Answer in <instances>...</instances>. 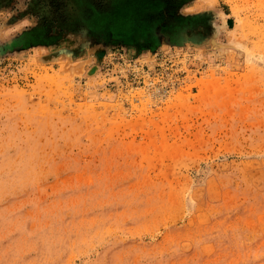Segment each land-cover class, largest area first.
<instances>
[{"label":"rangeland","instance_id":"obj_1","mask_svg":"<svg viewBox=\"0 0 264 264\" xmlns=\"http://www.w3.org/2000/svg\"><path fill=\"white\" fill-rule=\"evenodd\" d=\"M162 5L149 51L0 0V264H264V0Z\"/></svg>","mask_w":264,"mask_h":264},{"label":"bare ground","instance_id":"obj_2","mask_svg":"<svg viewBox=\"0 0 264 264\" xmlns=\"http://www.w3.org/2000/svg\"><path fill=\"white\" fill-rule=\"evenodd\" d=\"M161 7H163L162 3L160 1H157V0H113V2L108 1L107 2V9L105 11L99 13V15H97V16H94V18H91V19L86 21L87 25L85 26V30L93 33L92 34L93 37H91V39H90L92 41H95V40L100 41V38H98L97 36L103 35L105 38H107L106 40H108V41L109 40L112 41V39H113V40L118 41L119 43H123V44L128 41L129 45L134 42L135 48L138 45H140V46L145 45V46H147V49H149V51H153V49H154L153 47L156 44L160 43L162 40H164L168 44H172L175 42L177 44H179V43H182L184 41L183 38L188 39V38H186L187 37L186 36L187 31H184L183 30L184 28H182L183 26H185V24L183 22H179L178 23L179 26L174 24V23L171 24L170 20L169 21L167 20V22L165 23L164 26L160 25L161 24L160 21H159V23L158 22L149 23L153 12L155 11V13H156L157 9L161 8ZM193 17H198V16H195V15L188 16V21H190L189 22L190 24H192L194 22V20H192ZM127 19L128 20L129 19H132V20L135 19L137 21V23L139 25L138 30H140L142 32L143 36H141V38L143 40H148L145 37V36H147V37H152V39H154L155 42L153 41L154 43H151L148 45L149 42L148 43H142L140 41L141 38H139L137 40V39H135L136 37L134 35L131 36V35L127 34L128 32L127 33H120V32L113 30V29H112V32L108 35V33L100 31L99 27H97L98 25H103V27H107L108 25H112L115 22L120 23V22H123ZM212 28H213L212 33H210V35L206 36L202 40V41H204L203 43H200L198 45H203V44L210 42V41L214 42L213 41L214 39L212 40V38H214V34L216 31H215V28L213 26H212ZM80 32H81V35H83V32L82 31H80ZM35 35H31V36H35ZM88 38L89 37L87 36V39ZM13 43L14 42H11L10 44L13 45ZM188 43L193 45L192 41H186L183 43V45H186ZM105 44H107V43H105ZM198 45H196V46H198ZM125 46H126V44H125ZM62 48H64V47H62ZM64 50L62 49V50L56 51V52H54V54L48 55V57L51 56L52 58L53 57L55 58L59 55H62V57L63 56L72 57L73 55H76L78 53L77 49H74V50L72 49V50H69L66 52ZM69 52H70V54H69ZM101 55L103 56L102 50H99V48H98L95 51V56L98 59L99 57H101ZM44 58H46V57H44ZM93 71H94V69H93Z\"/></svg>","mask_w":264,"mask_h":264},{"label":"trees","instance_id":"obj_3","mask_svg":"<svg viewBox=\"0 0 264 264\" xmlns=\"http://www.w3.org/2000/svg\"><path fill=\"white\" fill-rule=\"evenodd\" d=\"M108 1L113 2V0H108ZM157 1H160L163 4V0H157ZM107 2L103 8H100V7L97 8V7L93 6L92 0H69V7H71L69 12H70L72 19L74 21L78 22L79 25L85 30V26L87 25L86 21L91 19V18H94V16H97V15H99V13L105 11L107 9ZM161 8H158L156 13H155V11L153 12V14L150 18V22H158L159 23L160 20H159V18H157L156 15H157L158 11L161 10ZM188 16H191V15L179 16V17H177V15H176V18L173 20H170V23L171 24L174 23V24L179 26L178 23L183 22L185 24V26H183L182 28H184L183 30L186 31L185 29H186V27H188L187 23L189 22ZM97 27H99L100 30H102L104 28L103 25H98Z\"/></svg>","mask_w":264,"mask_h":264}]
</instances>
